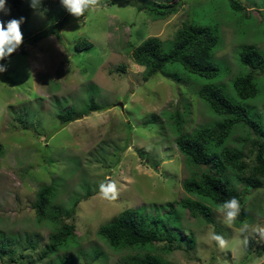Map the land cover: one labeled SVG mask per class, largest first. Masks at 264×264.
Listing matches in <instances>:
<instances>
[{"label":"rangeland","instance_id":"1","mask_svg":"<svg viewBox=\"0 0 264 264\" xmlns=\"http://www.w3.org/2000/svg\"><path fill=\"white\" fill-rule=\"evenodd\" d=\"M129 1L101 0L103 7L81 18L70 14L57 34L47 33L50 20L34 10L25 22L21 46L0 62L7 67L0 73V243L7 238L13 242L0 252V264H65L64 259L71 264H128L131 256L146 255L163 264H264V252L258 255L264 239L252 231L264 226V178L257 188L232 181L249 215L247 230L226 225L210 205L211 223L198 212L179 213L181 238L191 234L195 239L190 249L172 243L165 252V241L146 251L112 248L97 234L99 226L124 210L164 216L166 204L177 209L180 201L194 199L183 191L182 182L199 177L205 167L193 165L175 142L220 121L199 98L201 85H217L226 97L240 101L264 130V72L238 59L241 46L253 45L264 54V0H236L243 10L233 8L231 0H149L180 4L163 19ZM187 22L217 33V75L198 77L173 62L165 74L147 78L133 61L132 47L150 36L170 40ZM39 33L43 36L32 42L30 36ZM83 40L91 47L82 48ZM238 73L254 74L255 98L240 100L234 93ZM174 113L183 116L180 127ZM254 135L238 127L232 137ZM238 147L244 151L247 176L256 163L254 148L249 141ZM108 184H115L117 199L101 196V186ZM47 185L54 188L50 205L60 207V219L73 225L75 237L43 256L49 235L60 225L37 218L36 193ZM212 230L229 241L228 249L204 242Z\"/></svg>","mask_w":264,"mask_h":264},{"label":"trees","instance_id":"2","mask_svg":"<svg viewBox=\"0 0 264 264\" xmlns=\"http://www.w3.org/2000/svg\"><path fill=\"white\" fill-rule=\"evenodd\" d=\"M129 3L136 6L139 11L148 12L154 19L165 18L175 13L180 6L178 2L157 3L149 0L141 4L133 0ZM6 6L10 11L8 14L0 12V21L6 26L9 20L23 17L20 30L25 35L27 32L24 28L25 22L34 10L43 12L50 20L51 28L47 32L50 34H57L65 24L67 16L70 15L61 6L59 0H41L39 7L35 9L30 7L29 0H6ZM231 6L243 10V6L236 0H231ZM261 22L264 26V18ZM42 36L43 34L39 33L30 38L34 42ZM218 42L217 33L210 27L187 22L174 32L170 40L162 41L156 36H150L139 45L132 47V58L137 65L144 68L147 78L157 73L165 74L166 65L173 62L180 64L185 71L198 77L212 78L219 72V67L213 62ZM80 44L82 48L91 47V43L86 40ZM238 59L243 65L264 72V54L255 46H241ZM6 60L3 59L0 62ZM256 80L252 73H238L234 76L232 86L240 100L257 96L258 83ZM197 94L214 114L220 116V121L215 125L201 126L191 134H183L176 138L175 144L178 151L193 165L205 167L199 177L193 175L182 182L183 191L194 199L186 198L180 201L177 209L166 204L169 210L164 216L143 215L137 208L122 211L113 221L97 229V234L110 247L146 251L155 248V243L165 241L166 244L162 248L165 252L171 249L172 243H175L177 248L184 243L186 248L190 249L194 246L195 239L191 234L186 238H181L177 228L180 211L188 209L193 215L198 212L204 220L211 223L210 205L216 208L219 203L233 196L237 197L241 204V212L235 224L244 225L249 222V215L242 205V194L233 186L232 181H241L254 188L260 185L261 179L264 178V130L261 128V123L252 117L249 109L240 101L226 97L217 85L203 84L197 90ZM89 109H94V107L90 106ZM174 116L176 124L180 127L183 116L179 113H174ZM59 117L65 122L71 120ZM238 127H245L248 131L251 129L255 138L236 139L232 137ZM248 141L254 148L256 163L248 171L247 176H244L246 171L243 161L244 151L238 147V144L244 145ZM53 189L52 185L40 187L36 193L34 206L39 220L48 217L60 224L57 230L49 235V243L43 250V256L53 253L57 247L67 245L68 239L75 237L72 233L73 225L65 224L60 219L62 212L60 207L50 205ZM66 214L69 215V212ZM11 244H13L12 238L3 239L0 243V246H3L0 252L9 249ZM262 251L264 252V248L259 251L258 255ZM63 261L65 264H71L67 259ZM128 264H163V262L154 256L146 255L143 258L131 256Z\"/></svg>","mask_w":264,"mask_h":264},{"label":"clouds","instance_id":"3","mask_svg":"<svg viewBox=\"0 0 264 264\" xmlns=\"http://www.w3.org/2000/svg\"><path fill=\"white\" fill-rule=\"evenodd\" d=\"M62 7L73 17L79 18L84 15L86 11H95L103 7L101 0H59ZM30 7H39L41 0H29ZM10 9L6 6V0H0V12L8 14ZM23 17L19 19H11L7 25L0 21V60L7 59L22 43L23 36L20 30V24L23 22ZM7 70L6 65L0 64V73ZM100 194L103 198L108 200H115L118 198V191L115 184H108L101 186ZM216 212L219 213L223 222L229 227L233 226L241 212V204L237 197H229L216 207ZM243 230H247L250 226L244 224ZM261 239H264V226L256 225L252 228ZM205 243L214 244L220 250H226L229 247V241L225 237L215 232L214 230L207 233L204 240ZM247 243V240L244 241Z\"/></svg>","mask_w":264,"mask_h":264}]
</instances>
